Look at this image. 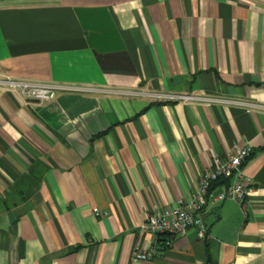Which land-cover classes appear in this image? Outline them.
Masks as SVG:
<instances>
[{
    "label": "crops",
    "instance_id": "obj_1",
    "mask_svg": "<svg viewBox=\"0 0 264 264\" xmlns=\"http://www.w3.org/2000/svg\"><path fill=\"white\" fill-rule=\"evenodd\" d=\"M0 74L81 89L0 88V264H264V0H0ZM245 142L246 211L208 201L206 239L141 232Z\"/></svg>",
    "mask_w": 264,
    "mask_h": 264
},
{
    "label": "built area",
    "instance_id": "obj_2",
    "mask_svg": "<svg viewBox=\"0 0 264 264\" xmlns=\"http://www.w3.org/2000/svg\"><path fill=\"white\" fill-rule=\"evenodd\" d=\"M0 88L17 93L27 101L40 103L55 99L60 92L81 91V89L72 86L31 82L2 76L1 74ZM172 99L185 103H198L204 106L224 102L250 106L248 103L242 101L195 94H178L172 97ZM252 153L251 146L248 142H245L234 148L224 160L218 155H214L211 168L201 175L191 199L181 205L172 207L154 204L147 214V218L140 226L141 232L149 233L156 237H167L164 243L166 246H171L175 238L185 236L190 230H194L200 239L208 237L207 226L202 213L208 201L216 204L225 200H232L246 211L247 198L253 181L250 176L243 172L242 166ZM219 179H227L228 183L224 191L215 194L211 190V186ZM92 212L97 216L108 215L107 211H100L98 208H93ZM158 253L159 248L157 245L143 247L136 244L132 250L131 261L133 263L149 262Z\"/></svg>",
    "mask_w": 264,
    "mask_h": 264
},
{
    "label": "trees",
    "instance_id": "obj_3",
    "mask_svg": "<svg viewBox=\"0 0 264 264\" xmlns=\"http://www.w3.org/2000/svg\"><path fill=\"white\" fill-rule=\"evenodd\" d=\"M252 156V154L247 158V160L248 159H250V157ZM246 160V161H247ZM225 183V184H227L228 183V180L226 179H219L218 181H216V182H214L213 184H212V186H211V190H213L214 189V187H216V185H218V184H220V183Z\"/></svg>",
    "mask_w": 264,
    "mask_h": 264
}]
</instances>
